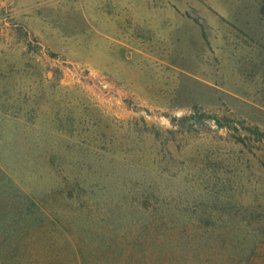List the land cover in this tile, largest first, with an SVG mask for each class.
Segmentation results:
<instances>
[{
  "label": "rangeland",
  "instance_id": "1",
  "mask_svg": "<svg viewBox=\"0 0 264 264\" xmlns=\"http://www.w3.org/2000/svg\"><path fill=\"white\" fill-rule=\"evenodd\" d=\"M43 220H222L156 264H264L221 247L264 220V0H0V264Z\"/></svg>",
  "mask_w": 264,
  "mask_h": 264
},
{
  "label": "trees",
  "instance_id": "2",
  "mask_svg": "<svg viewBox=\"0 0 264 264\" xmlns=\"http://www.w3.org/2000/svg\"><path fill=\"white\" fill-rule=\"evenodd\" d=\"M193 118L195 115L181 120ZM209 118L220 129L232 128L230 119L223 122L217 116ZM254 133L261 134L258 130ZM237 142L247 145L242 137H238ZM43 221L45 227L27 230L34 237L30 251L40 256L37 262L31 261L36 264H156L158 259L172 256L180 262L186 259V255L200 254L205 248L201 241L208 243L209 236L222 228L227 236L232 235L225 229L222 220H105L109 235L103 233L105 228L97 220L94 223L100 231L90 230L92 243L85 244L77 229H72V220ZM246 232L247 237L235 236L236 242L221 244L226 250L239 254L242 262H250V256L264 243V220H249ZM42 250L47 256L42 255ZM173 250L174 254L178 250L179 255H174Z\"/></svg>",
  "mask_w": 264,
  "mask_h": 264
}]
</instances>
